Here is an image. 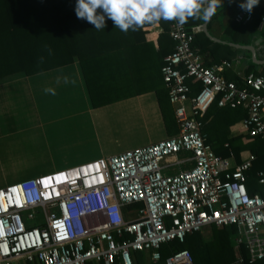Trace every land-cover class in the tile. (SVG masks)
Here are the masks:
<instances>
[{
  "label": "built area",
  "instance_id": "2783aa9c",
  "mask_svg": "<svg viewBox=\"0 0 264 264\" xmlns=\"http://www.w3.org/2000/svg\"><path fill=\"white\" fill-rule=\"evenodd\" d=\"M251 18L242 9L234 14L237 22ZM200 30L168 22L174 45L160 71L177 134L1 186L0 264H134L135 251L157 261L162 244L211 224L234 226L232 264L243 262V249L251 262L264 258V170L256 173L259 191L249 193L255 155L239 162L217 155L201 132L202 117L216 101L242 107L241 134L264 141V77L249 72L238 85L205 65L192 45ZM190 80L200 83L194 94ZM181 152L188 154L178 159ZM164 262L193 259L180 249Z\"/></svg>",
  "mask_w": 264,
  "mask_h": 264
},
{
  "label": "crops",
  "instance_id": "0c3cea01",
  "mask_svg": "<svg viewBox=\"0 0 264 264\" xmlns=\"http://www.w3.org/2000/svg\"><path fill=\"white\" fill-rule=\"evenodd\" d=\"M241 2L242 0H233L205 23L209 36L202 29L199 31L213 43L222 46L215 47L213 44L209 47L211 50L206 52L200 50L201 46H194L205 65L218 67L222 76L236 83L239 80L240 85L242 77L249 73H246L248 69L264 77V14L254 33H250L243 26L245 24L235 29L237 21L234 20V14L241 9ZM258 5L264 6V0H259ZM187 23H190L189 27H202L203 22L190 19ZM138 31L141 32L123 36L126 41L131 42L124 48L125 54H119L121 50L116 48L104 49L99 54L100 57L93 60L94 69L87 68L88 82L76 59L33 74L14 73L0 79V187L177 134L175 117L177 131L168 133L157 97L158 90L167 92L160 68L163 57L172 51L174 42L168 35V28L167 35H159L160 24H147ZM123 37L121 33L114 36L115 40H122ZM158 37L161 39V47ZM248 45L253 48V53L244 47ZM225 46L237 51L233 53ZM227 54L230 56L229 60L223 57ZM57 76H68L76 83L57 85ZM46 87L55 88L56 95L46 94L43 91ZM90 89L94 94V101L105 94L109 96V101L93 105ZM171 108L173 110L172 105ZM241 119L228 126V138L242 135L239 125ZM57 123L64 125V134L56 137L49 135V139L56 138L58 142L59 139H64L69 144L52 151L46 145L49 134L46 131H51L52 124ZM242 140L247 141L243 135ZM33 143L34 150H29ZM249 152L241 151L239 161ZM187 154L188 152H181L177 157L180 159ZM233 161L237 162L234 157ZM189 165L187 162L181 167ZM177 169L179 167L175 166L168 171ZM256 183L257 181L250 183V187H254ZM135 207L133 205L127 209ZM197 232L208 241L211 237V225H206ZM231 240L234 252L233 238ZM203 254L201 255L204 256ZM135 258L134 253L133 262L137 264ZM235 259L234 252V259L227 264H232ZM141 262L160 264L150 259L149 252H143ZM90 264L102 263L91 261Z\"/></svg>",
  "mask_w": 264,
  "mask_h": 264
},
{
  "label": "trees",
  "instance_id": "16d2710c",
  "mask_svg": "<svg viewBox=\"0 0 264 264\" xmlns=\"http://www.w3.org/2000/svg\"><path fill=\"white\" fill-rule=\"evenodd\" d=\"M76 2L77 0H0V79L14 73L33 74L76 59L88 82V69H94L93 60L100 57L99 54H102L104 49L116 48V50H121L119 54H125L124 48H127L131 42L124 38L128 37V33L141 32L129 31L125 34L114 26L111 19L106 20L107 26L104 30L96 31L94 25L77 19ZM231 2L223 0L224 7ZM220 10L222 9L218 12ZM252 14V18L246 22H235V29L245 24L243 26L248 28L250 33L257 31L264 14V6L254 7ZM159 24L161 26L159 35H167L168 22L161 21ZM189 24L186 23V26L189 27ZM117 33L126 37L122 40H119L120 38L115 40L114 36ZM157 41L161 47L159 37ZM213 44L215 47L222 46L213 43L203 32L197 33L192 43L193 47L201 46L200 50L203 52L211 50L209 47ZM225 47L233 53L237 51L229 46ZM49 48L51 54H49ZM41 57L44 58L42 62ZM223 57L230 59L229 54ZM250 71L248 69L246 73ZM189 83L191 94L196 93L200 88V83L197 80H190ZM240 83L238 80L237 84L240 85ZM90 94L93 105L109 101V96L106 94L97 98L98 101L96 99L94 101L92 89H90ZM157 97L167 131L169 134L175 133L177 129L167 92L158 90ZM245 115L246 111L240 106L220 107L214 101L202 117L201 132L205 142L211 145L217 155L227 157L232 154L237 162L243 150H249L255 155V160L247 172L246 181L249 193H254L259 191L260 187L257 183L254 187H250V183L256 182L257 170L264 169V141L257 137L243 142L242 135L227 137L228 126ZM234 237V226L217 227L211 224V237L208 241L204 240L199 232L186 235L183 241L171 240L160 246L161 258L157 262L164 264L165 257L172 252L188 249L192 255L193 264H227L234 259L231 243L232 238L234 242ZM134 253L137 264H141L143 251ZM202 253L204 256L201 255ZM242 254L241 264H264V258L251 262L244 249Z\"/></svg>",
  "mask_w": 264,
  "mask_h": 264
},
{
  "label": "clouds",
  "instance_id": "9594fccd",
  "mask_svg": "<svg viewBox=\"0 0 264 264\" xmlns=\"http://www.w3.org/2000/svg\"><path fill=\"white\" fill-rule=\"evenodd\" d=\"M258 4L259 0H242L239 6L251 13ZM223 7V0H77L75 12L77 19L94 25L96 31L104 30L106 20L111 19L117 29L127 34L161 21H174L177 27H183L190 19L208 22ZM48 51L51 54L50 48ZM43 59L40 58L41 62ZM61 83L74 85L76 81L68 76H57L56 84ZM43 91L56 95L52 87Z\"/></svg>",
  "mask_w": 264,
  "mask_h": 264
},
{
  "label": "rangeland",
  "instance_id": "374dc122",
  "mask_svg": "<svg viewBox=\"0 0 264 264\" xmlns=\"http://www.w3.org/2000/svg\"><path fill=\"white\" fill-rule=\"evenodd\" d=\"M61 124H64V122L63 123H61ZM53 128V129H52ZM52 130L51 131H49V130H47L46 131V133H48L49 132V134L47 135V146L48 147H50V149L52 150V151H54V150H56V147H59V146H61V145H63V146H66V145H68L69 144V141H68V143L67 142H65V140L63 139L62 141L59 139V142L56 140V138H54V139H49V135H52L53 137H56V136H60L61 135V133L62 134H64V125L62 126V125H59V123H57V124H52ZM61 128V129H60ZM25 138L27 139V137L25 136ZM34 147H35V145H34V143H33V146H31V147H29V150H34ZM14 148V147H13ZM58 152H55V154H57ZM62 154H66V153H62Z\"/></svg>",
  "mask_w": 264,
  "mask_h": 264
},
{
  "label": "water",
  "instance_id": "95a60500",
  "mask_svg": "<svg viewBox=\"0 0 264 264\" xmlns=\"http://www.w3.org/2000/svg\"><path fill=\"white\" fill-rule=\"evenodd\" d=\"M205 23H206V22H203V23H202V27H201V29H202L203 32H205V33L208 35L207 30H206ZM208 36H209V35H208ZM230 44H233V43H230ZM234 45H236V46H238V47H242V45H239V44H234ZM244 47L249 48V49L252 51V53H253V50H252L253 48H252L251 46L248 45V46H244ZM255 60H256V59H255ZM262 61L264 62V60H262Z\"/></svg>",
  "mask_w": 264,
  "mask_h": 264
}]
</instances>
